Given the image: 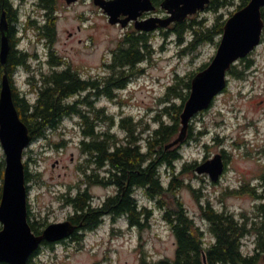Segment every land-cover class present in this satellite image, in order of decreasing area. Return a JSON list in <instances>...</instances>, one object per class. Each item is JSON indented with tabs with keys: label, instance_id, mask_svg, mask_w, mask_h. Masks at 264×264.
Here are the masks:
<instances>
[{
	"label": "rangeland",
	"instance_id": "rangeland-1",
	"mask_svg": "<svg viewBox=\"0 0 264 264\" xmlns=\"http://www.w3.org/2000/svg\"><path fill=\"white\" fill-rule=\"evenodd\" d=\"M13 3L20 14L15 34L17 48L25 50L33 59L30 71L22 68L16 72L13 86L21 96L31 101L37 97V86L34 85L40 81L41 72L50 70L48 63L52 54L66 62L64 68L71 65L84 79H96L106 75L112 51L127 33L120 26L111 25L107 14L92 3L86 1L70 8L59 3L52 13L56 20V34L50 44L38 30L39 24H29L38 19L40 25L47 21L40 1L14 0ZM216 6L217 10L194 15L189 23L204 21V25L212 26L220 17L219 23L225 24L241 9L242 0H217L214 8ZM220 40L221 36L195 52L183 54L184 42L179 43L174 31H161L154 35L150 40L153 53L142 65L143 72L119 92L117 100L102 98L97 101L96 105L105 107L116 120L113 126L102 122L99 128L116 133L122 140L126 133L119 126L121 117H132L133 123L145 118L156 127L153 118L159 114L162 108L160 99L175 75L184 77L198 73L203 64L213 60ZM248 58L254 61V66L247 72V79L239 80L230 75L226 90L208 110L192 120V134L196 139L180 145L183 158L176 164L175 173L179 174L184 186L176 195L204 231L206 247L215 242V237L209 223L202 217L201 203L210 201L217 211L233 213L240 219L245 215L250 224L258 217L256 198L249 191H241L244 187H260L259 180L264 174V34L262 44ZM237 66L242 69V61ZM1 84L0 74V87ZM79 123L77 118L64 120L58 129L48 133V138L32 143L25 152L24 161H29L31 172L41 173L42 182L31 181L28 194L30 222L41 231L50 224L65 222L73 212L65 202L66 196H76L80 189L86 188L84 166L87 158L81 149L83 135ZM223 152L228 161L219 182H212L206 174H197L199 165ZM2 159L5 161V154L0 145V161ZM186 163H196L197 166L193 171L180 172ZM161 172L163 182L168 184L173 170L163 167ZM89 192L94 205L99 206L115 195L116 189L92 186ZM135 195L139 205L152 212L143 229H132L124 216L116 220L106 217L99 229L85 233L81 242L73 240L53 248L44 244L39 255L32 259V264H143V261L173 260L177 241L163 219L164 211L143 190H136ZM165 200L170 203L173 196L167 195ZM256 239V234L245 236L243 252H251Z\"/></svg>",
	"mask_w": 264,
	"mask_h": 264
},
{
	"label": "trees",
	"instance_id": "trees-1",
	"mask_svg": "<svg viewBox=\"0 0 264 264\" xmlns=\"http://www.w3.org/2000/svg\"><path fill=\"white\" fill-rule=\"evenodd\" d=\"M217 0L213 2L216 3ZM250 0H242V8ZM14 0H0V20L6 13L10 25L9 38L11 50L6 64L1 62L0 74L7 72L11 81L14 101L21 119L28 126L32 143L48 138L50 131L58 129L64 119H80L87 128L83 130L84 141L81 149L86 156L84 172L86 174V188L79 190L76 196H66L65 202L73 208L75 213L80 212L84 226L75 241L81 242L87 232L96 230L104 221L101 216L112 217L114 220L126 217L130 226L143 229L152 214L148 207L139 205L136 199V190H143L146 195L157 202L159 209L163 210V219L171 227L177 241V250L173 260L163 259L154 263L143 264H204L205 253L207 264H263L264 255V174L259 180L260 187H252L241 191H249L256 198L258 217L249 222L248 217L238 218L233 213L217 211L210 201L201 203L202 217L206 220L215 237V242L206 247L205 233L195 220L189 215L183 203L178 199L177 192L184 186L183 181L176 174V164L183 158L181 146L165 150L181 129L180 115L191 91V81L197 72L181 77L178 74L166 89L165 95L160 99L162 108L156 118H153L156 127L146 119L133 123L132 117H121L119 126L125 131L126 137L119 139L116 133L100 129L101 123L113 126L116 123L115 115H110L105 107H98L97 101L106 98L115 101L119 92L125 90L135 77L142 72V65L152 55L153 49L146 36H137L129 33L121 38L118 47L112 51L113 56L107 67L106 75L96 79H84L71 65L64 68L66 62L56 55L50 56L48 72H41L37 86L35 101L19 94L13 86L14 75L19 69L30 71L32 57L25 50L17 48L16 26L19 24V9L15 8ZM55 0H40L43 10H52ZM217 6L214 10H217ZM47 25H40L37 21L29 22L38 25V30L50 44L55 40L56 20L52 13L48 15ZM212 26L204 25V21L191 22L179 25L175 35L179 43H183L182 53L195 52L200 46L215 42L223 34V23ZM264 19V10H263ZM2 45V32L0 29V53ZM209 63L203 64L199 70L205 69ZM242 69L232 66L229 75L236 79H247L248 73L254 66L252 59L242 60ZM36 78V77H35ZM1 91V90H0ZM85 94L84 97L82 95ZM79 97V99H76ZM144 125L141 127V125ZM192 125L188 138H193ZM203 133L201 132L200 135ZM26 165V179L29 183L34 179L42 182L41 173L31 172L29 161ZM197 164L186 163L182 173L194 170ZM105 167V168H104ZM173 170V177L168 184L162 180V168ZM92 168V169H91ZM103 170L104 176H102ZM105 170V171H104ZM5 161H0V202L4 182ZM112 186L116 189L113 196L95 209L92 208L89 188L92 186ZM236 191V192H239ZM194 193H197L194 190ZM173 196V201L165 200L167 195ZM199 197V196H198ZM73 212V213H74ZM70 216L71 221L81 220L78 215ZM260 219V222L257 220ZM30 220V217H29ZM259 222V225H257ZM261 224V226H260ZM33 232L41 235L43 231L30 222ZM148 225V224H147ZM256 234L255 249L243 252V239L248 234ZM34 256H37L35 253ZM28 263L32 264V260Z\"/></svg>",
	"mask_w": 264,
	"mask_h": 264
},
{
	"label": "water",
	"instance_id": "water-1",
	"mask_svg": "<svg viewBox=\"0 0 264 264\" xmlns=\"http://www.w3.org/2000/svg\"><path fill=\"white\" fill-rule=\"evenodd\" d=\"M68 3L76 0H67ZM211 0H165L163 8L171 16L168 19L139 21L143 12L154 10L150 0H95L109 18L111 25L125 28L131 21L136 29L144 32L166 28L172 22H182L188 16L204 11ZM264 0H250L235 12L223 28L217 53L210 64L199 71L191 81V91L180 115L181 129L178 137L166 145L165 150L184 143L192 120L208 110L214 100L226 90L229 71L239 61L246 59L262 43L264 33ZM127 16L126 19H120ZM2 45L0 58L7 63L11 50L10 25L4 13L0 20ZM0 145L5 154V172L0 202V264H28L30 258L43 243H58L70 238L75 226L70 221L47 226L41 235H36L29 223V196L24 156L32 144L28 126L21 119L14 101L11 81L6 72L0 87ZM226 164L223 154H217L196 168L198 175H208L212 182H219ZM204 264H207L205 253ZM264 261V256H263Z\"/></svg>",
	"mask_w": 264,
	"mask_h": 264
},
{
	"label": "flooded vegetation",
	"instance_id": "flooded-vegetation-1",
	"mask_svg": "<svg viewBox=\"0 0 264 264\" xmlns=\"http://www.w3.org/2000/svg\"><path fill=\"white\" fill-rule=\"evenodd\" d=\"M40 0H38V2H39ZM88 2V3H92L94 6H97L96 4H95V0H76L75 2H72V3H68V1L67 0H55V3H54V5L51 7L52 8V10H48V9H46L45 8V10H43V12H46V17H47V21H45V23H44V26L45 25H47L48 24V20H49V14H51V13H53L54 11H56L57 10V8H56V4H59V3H61L64 7H67V8H70V7H72V6H74V5H77V4H82V3H84V2ZM151 1V3H152V5L154 6V10H151V11H146V12H143L142 14H141V16H139V21L140 22H145V21H148V20H151V19H168L170 16H171V14L168 12V10H166V9H164L163 8V3H164V1L165 0H150ZM214 0H211V2H210V4H207L206 6H205V10L204 11H198L195 15H200V14H204L206 11H208V10H211L212 9V11L214 10V6H215V2H213ZM98 7V6H97ZM100 8V7H99ZM101 9V8H100ZM102 10V9H101ZM103 11V10H102ZM194 16V15H193ZM193 16H188L184 21H182V22H172L168 27H166V28H163V27H159L158 29H156L155 31H151V32H144V31H139V30H137L136 29V23L134 22V21H131L125 28H123L122 26H121V24H117V26H120L121 28H123V30L125 29L126 30V32L127 33H125L124 35H123V37L124 36H128V34L129 33H135V35H137V36H146V37H148L149 38V40H151V38L154 36V35H156L157 33H159V32H161V31H174V32H176L177 31V29H178V27H179V25H186V24H188L189 23V21L191 20V18L193 17ZM127 18V16H121L120 17V19H122V20H124V19H126ZM39 20V19H38ZM130 30H132V31H130ZM71 36H72V33H71ZM113 56V53H111V57ZM79 121H80V123H79V126H80V132H81V134H82V132H83V130H85L86 128H87V125H84L83 124V122H81V120L80 119H78ZM111 133V132H110ZM83 141H84V138H83ZM223 154H224V160H225V163H226V168H227V156H226V154H225V152H223ZM105 168V167H104ZM100 171L102 172V173H104L103 172V170L102 169H100ZM105 171V170H104ZM98 186H101V187H104L103 185H98ZM110 187V186H109ZM84 190V189H83ZM79 192V191H78ZM90 193V192H89ZM90 195H91V193H90ZM91 201H92V208H96V207H100L104 202H105V200L102 202V204L101 205H99V206H95L94 205V203H93V197L91 196ZM74 212V211H73ZM72 212V215L71 216H74V217H77V216H75V215H78V219H82L81 218V216H82V214L80 213V212H77V213H73ZM29 214H30V216H31V213H30V211H29ZM103 217H108V216H101V218H103ZM84 220L85 219H82L81 220V222H80V220H75V221H71L70 220V216L68 217V219L66 220V221H70L71 222V224L73 225V226H75L76 228H75V231H74V233H73V235L70 237V238H68V239H66V240H63V241H61V242H58V243H52V244H46V243H44V244H46L47 246H49V247H51V248H53L54 246H56V245H61V244H66V243H68L69 241H73L74 239H75V236L76 235H79L80 234V232L82 231V227L84 226ZM104 220H105V218H104ZM132 229H134V228H138V227H132V226H130ZM42 234V233H41ZM41 251L39 250L38 252H37V255H39V253H40ZM36 256H33V257H31L30 258V260H29V262L33 259V258H35ZM28 264H31V263H28Z\"/></svg>",
	"mask_w": 264,
	"mask_h": 264
}]
</instances>
